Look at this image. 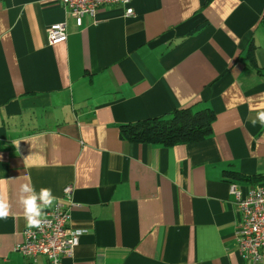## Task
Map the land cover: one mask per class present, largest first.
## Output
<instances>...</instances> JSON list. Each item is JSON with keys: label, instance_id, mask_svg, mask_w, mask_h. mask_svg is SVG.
<instances>
[{"label": "crops", "instance_id": "1", "mask_svg": "<svg viewBox=\"0 0 264 264\" xmlns=\"http://www.w3.org/2000/svg\"><path fill=\"white\" fill-rule=\"evenodd\" d=\"M130 6L77 25L58 3L0 0V264H48L14 250L28 227L22 185L54 202L72 188L69 226L86 232L60 264H249L229 184L264 183V125L252 123L264 111V0ZM55 23L67 36L50 45ZM186 107L215 115L200 142L120 136Z\"/></svg>", "mask_w": 264, "mask_h": 264}, {"label": "built area", "instance_id": "2", "mask_svg": "<svg viewBox=\"0 0 264 264\" xmlns=\"http://www.w3.org/2000/svg\"><path fill=\"white\" fill-rule=\"evenodd\" d=\"M132 0H43L45 3L62 5L77 25H81L85 15L95 17L99 7L118 4L125 7L127 16L133 13ZM47 42L54 44L66 39L64 23H55L47 27ZM229 192L234 196L238 212L235 239L238 252L249 264H258L264 260V183L249 187L245 194L235 182L229 184ZM72 188L65 186L62 196L42 216L39 228L25 227L22 241L14 250L27 258L44 256L48 264H60L65 256H72L79 244L80 237L86 232L69 226L72 202Z\"/></svg>", "mask_w": 264, "mask_h": 264}, {"label": "trees", "instance_id": "3", "mask_svg": "<svg viewBox=\"0 0 264 264\" xmlns=\"http://www.w3.org/2000/svg\"><path fill=\"white\" fill-rule=\"evenodd\" d=\"M215 118L210 109H176L168 115L146 118L119 126L121 138L161 146L197 143L211 134Z\"/></svg>", "mask_w": 264, "mask_h": 264}, {"label": "clouds", "instance_id": "4", "mask_svg": "<svg viewBox=\"0 0 264 264\" xmlns=\"http://www.w3.org/2000/svg\"><path fill=\"white\" fill-rule=\"evenodd\" d=\"M259 121L264 125V111L257 113L256 119L252 120L253 125ZM20 204L23 207L24 218L29 228H39L42 224L43 211L53 205L54 196L51 189L41 188L35 190L31 185H22L20 189ZM9 215V205L0 200V218Z\"/></svg>", "mask_w": 264, "mask_h": 264}]
</instances>
